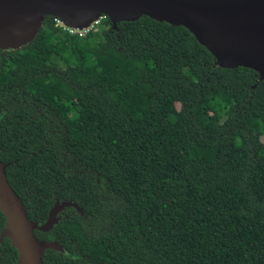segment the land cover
<instances>
[{
    "label": "trees",
    "instance_id": "obj_1",
    "mask_svg": "<svg viewBox=\"0 0 264 264\" xmlns=\"http://www.w3.org/2000/svg\"><path fill=\"white\" fill-rule=\"evenodd\" d=\"M53 16L0 48V161L46 264H264V77L147 15ZM0 210V237L5 227ZM0 264H19L6 238Z\"/></svg>",
    "mask_w": 264,
    "mask_h": 264
},
{
    "label": "water",
    "instance_id": "obj_2",
    "mask_svg": "<svg viewBox=\"0 0 264 264\" xmlns=\"http://www.w3.org/2000/svg\"><path fill=\"white\" fill-rule=\"evenodd\" d=\"M106 15L114 27L147 15L188 28L226 68L252 67L264 77V0H0V48L18 49L37 35L45 17L60 18L75 28L89 27ZM0 161V210L5 227L0 245L8 238L18 250L19 264H46V249L64 252L59 242L41 240L35 230L49 231L58 213L72 201H56L46 222L32 221Z\"/></svg>",
    "mask_w": 264,
    "mask_h": 264
},
{
    "label": "built area",
    "instance_id": "obj_3",
    "mask_svg": "<svg viewBox=\"0 0 264 264\" xmlns=\"http://www.w3.org/2000/svg\"><path fill=\"white\" fill-rule=\"evenodd\" d=\"M106 15L100 16L97 20H95L89 27L86 28H75L65 24L60 18H55L56 23L65 31L69 32L70 34L85 36L89 33L92 29H98L99 25H101L102 21L106 18Z\"/></svg>",
    "mask_w": 264,
    "mask_h": 264
},
{
    "label": "rangeland",
    "instance_id": "obj_4",
    "mask_svg": "<svg viewBox=\"0 0 264 264\" xmlns=\"http://www.w3.org/2000/svg\"><path fill=\"white\" fill-rule=\"evenodd\" d=\"M102 27V25H99V28Z\"/></svg>",
    "mask_w": 264,
    "mask_h": 264
}]
</instances>
